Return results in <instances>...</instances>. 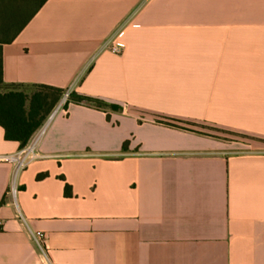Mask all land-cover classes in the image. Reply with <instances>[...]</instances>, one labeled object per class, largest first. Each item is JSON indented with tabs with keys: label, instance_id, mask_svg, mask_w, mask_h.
Listing matches in <instances>:
<instances>
[{
	"label": "crops",
	"instance_id": "0c3cea01",
	"mask_svg": "<svg viewBox=\"0 0 264 264\" xmlns=\"http://www.w3.org/2000/svg\"><path fill=\"white\" fill-rule=\"evenodd\" d=\"M1 45L6 83L121 109L70 102L19 170L0 125V264H264V0H47Z\"/></svg>",
	"mask_w": 264,
	"mask_h": 264
},
{
	"label": "trees",
	"instance_id": "16d2710c",
	"mask_svg": "<svg viewBox=\"0 0 264 264\" xmlns=\"http://www.w3.org/2000/svg\"><path fill=\"white\" fill-rule=\"evenodd\" d=\"M47 0H0V125L5 130V138L19 142L24 148L34 133L44 124L56 104L67 91L49 84L6 83L3 79L2 45L13 38L36 14ZM8 36V38H7ZM70 102L107 110L121 109L120 106L104 99L71 91L64 106ZM157 119L166 124L182 126L180 119L162 117ZM189 123V122H188ZM192 124V123H189ZM127 143H124L126 148ZM46 174L41 173L38 178ZM66 194H71V185L67 184Z\"/></svg>",
	"mask_w": 264,
	"mask_h": 264
},
{
	"label": "built area",
	"instance_id": "2783aa9c",
	"mask_svg": "<svg viewBox=\"0 0 264 264\" xmlns=\"http://www.w3.org/2000/svg\"><path fill=\"white\" fill-rule=\"evenodd\" d=\"M120 35H121V30L117 31V33L109 39V42L107 44L108 49H110L111 51L117 54H122L125 50V44L120 41ZM70 92H71L70 90L66 91L64 103L58 106V108L50 115L48 121L51 120L53 116L57 114L59 111L64 110V104ZM47 123L40 127V131L38 132L36 137H34L32 141H29V143L19 151V154L6 157V159L10 161H14L16 163L17 170L25 166L26 163L29 161V159L34 157L37 141L39 137L44 133ZM12 190L15 193L16 189L14 187ZM35 239L39 247L41 248L45 258L47 259V261H50L48 250H47V245H46L47 235L43 232H37L35 235Z\"/></svg>",
	"mask_w": 264,
	"mask_h": 264
},
{
	"label": "rangeland",
	"instance_id": "374dc122",
	"mask_svg": "<svg viewBox=\"0 0 264 264\" xmlns=\"http://www.w3.org/2000/svg\"><path fill=\"white\" fill-rule=\"evenodd\" d=\"M64 99H65V94L62 96V98L56 104V106L54 107V109L52 110L50 115L58 108V106H60L61 104L64 103ZM50 115L45 120L43 125H45L48 122V119H49ZM184 125L190 126V127L194 128V129L202 130V131L207 132V133L215 134V135H217V136H219L221 138H237V139H244V140L248 141L247 136H245L242 133L226 130V129H223V128H220V127H216V126H213V125L200 123V122H196V123H192V124L184 123Z\"/></svg>",
	"mask_w": 264,
	"mask_h": 264
}]
</instances>
